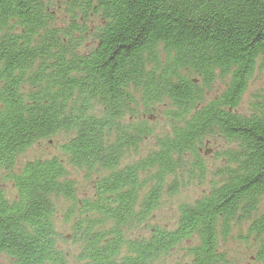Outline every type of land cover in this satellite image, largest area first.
Wrapping results in <instances>:
<instances>
[{
	"label": "trees",
	"instance_id": "trees-1",
	"mask_svg": "<svg viewBox=\"0 0 264 264\" xmlns=\"http://www.w3.org/2000/svg\"><path fill=\"white\" fill-rule=\"evenodd\" d=\"M0 0V254L13 264H228L221 241L249 223L264 262V0ZM159 109L157 113L152 111ZM153 117V118H151ZM155 149L140 153L152 139ZM61 132L67 162L96 173L77 200L65 161L34 159L32 144ZM211 161V164H210ZM179 202L172 225L154 223L165 195L204 185ZM70 203L63 251L55 199ZM135 232H139L134 235ZM66 238V237H65Z\"/></svg>",
	"mask_w": 264,
	"mask_h": 264
},
{
	"label": "rangeland",
	"instance_id": "rangeland-1",
	"mask_svg": "<svg viewBox=\"0 0 264 264\" xmlns=\"http://www.w3.org/2000/svg\"><path fill=\"white\" fill-rule=\"evenodd\" d=\"M52 4L51 10L53 12V21H61L64 18V13L61 9L62 0H44ZM264 86V74L256 71L253 77L249 81V86L244 94L242 103L238 108L239 111L245 109L250 101L251 97L258 92ZM159 109L152 111L151 114H155ZM153 118V117H151ZM162 128L159 122L158 128L153 131L154 142L149 139L141 145L140 153L155 149V138L159 135L157 130ZM71 134L61 132L50 138L40 140L31 146H29L22 154H20L15 162L12 172H16L23 164L34 159H46L51 157L62 158L65 161V168L67 171V178L72 180L76 185V197L77 200L87 198L88 194L92 192V180L96 177V173L90 174L86 177L85 171L77 169L71 166L66 157L61 151V144L68 140ZM211 164V161H210ZM220 164L210 166V172L208 173L206 182L204 185H191L187 188H182L178 195L167 196L165 195L162 204L156 212V219L154 223H160L166 227L173 224L176 217V207L179 202L191 201L193 198L198 197L203 191L209 188L210 182L212 181L211 171L217 169ZM9 172L0 169V189L3 190L8 200L12 201L15 199V189L11 181L7 178ZM56 214H55V226L57 231L62 237H58V245L63 251L75 252L77 245L70 238L69 233L71 232V225L75 221L77 214L74 217L66 218L64 213L70 208V203L66 202L61 198L55 199ZM249 223L245 221H237L231 228L229 236L225 241H221V247L223 251H227L228 264H264L258 262L254 258L255 244L253 239L245 240V236L248 232ZM139 232H135L134 235ZM66 237V238H65ZM181 249L183 245H180L174 249L169 256H165L161 259L158 264H178L183 258ZM0 264H13L11 259L6 255L0 254Z\"/></svg>",
	"mask_w": 264,
	"mask_h": 264
}]
</instances>
